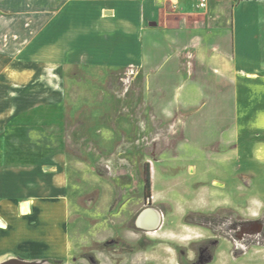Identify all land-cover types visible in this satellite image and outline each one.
Wrapping results in <instances>:
<instances>
[{"label":"rangeland","instance_id":"rangeland-1","mask_svg":"<svg viewBox=\"0 0 264 264\" xmlns=\"http://www.w3.org/2000/svg\"><path fill=\"white\" fill-rule=\"evenodd\" d=\"M63 1L0 6V135L8 120L29 128L14 135L17 155L0 154V168L61 152L66 174L55 257L32 249L22 258L0 244V262L264 264V87L247 91L230 122H185L195 107L165 104L174 91L157 89L147 59L93 63L83 36L59 37L78 12ZM184 128L202 131L183 137ZM148 208L160 212L153 229L136 223ZM0 219V229L10 226Z\"/></svg>","mask_w":264,"mask_h":264},{"label":"crops","instance_id":"crops-1","mask_svg":"<svg viewBox=\"0 0 264 264\" xmlns=\"http://www.w3.org/2000/svg\"><path fill=\"white\" fill-rule=\"evenodd\" d=\"M16 1L18 6L23 3ZM5 5L14 7L11 0H3L0 6ZM95 5L102 9L98 22L91 21ZM196 5L197 0H64L62 8L78 12L72 20L65 18L68 28L59 37L83 36L82 52L93 63L97 58L111 66L121 65L124 58L133 63L147 59L157 89L174 91L165 104L195 107L183 117L185 122H230L238 116L239 101L249 98L247 91L264 87V0H208L205 8ZM67 45L66 51L71 50ZM18 74L25 77L27 72ZM24 77L20 83L28 82ZM26 130L24 123L17 126L8 120L0 135L5 142L0 154L17 155L20 137L14 135ZM201 131L184 128L182 135L194 138ZM12 161L0 168V218L10 222L0 229V244L22 258L32 256V249L41 257L54 258L51 250L58 244L66 191L62 153L34 163ZM153 184L152 178V188ZM22 202L29 204L25 215L20 212Z\"/></svg>","mask_w":264,"mask_h":264},{"label":"bare ground","instance_id":"bare-ground-1","mask_svg":"<svg viewBox=\"0 0 264 264\" xmlns=\"http://www.w3.org/2000/svg\"><path fill=\"white\" fill-rule=\"evenodd\" d=\"M20 206H23V213H25V211H29V204L28 202H22ZM29 213V212H28ZM160 223V218H158L157 215H151L150 219H148L147 217L140 216L139 218V225L142 227H145L146 229H153L155 227H157ZM0 226H4V222L0 219ZM58 242H60L58 240Z\"/></svg>","mask_w":264,"mask_h":264},{"label":"water","instance_id":"water-1","mask_svg":"<svg viewBox=\"0 0 264 264\" xmlns=\"http://www.w3.org/2000/svg\"><path fill=\"white\" fill-rule=\"evenodd\" d=\"M159 214H160V212L157 209H155V208H148L146 211L141 212L137 216L136 223L139 225V218H140V216H143L144 215L145 217H147L148 219H150L151 215H157L158 218H160V215ZM0 264H37V263L24 261V260L18 259V258H9L7 260H4V261L0 262Z\"/></svg>","mask_w":264,"mask_h":264},{"label":"trees","instance_id":"trees-1","mask_svg":"<svg viewBox=\"0 0 264 264\" xmlns=\"http://www.w3.org/2000/svg\"><path fill=\"white\" fill-rule=\"evenodd\" d=\"M144 198L148 199L150 197V188H151V179H150V171H149V166L148 164L145 165L144 168ZM55 262H59L60 260L54 259Z\"/></svg>","mask_w":264,"mask_h":264},{"label":"built area","instance_id":"built-area-1","mask_svg":"<svg viewBox=\"0 0 264 264\" xmlns=\"http://www.w3.org/2000/svg\"><path fill=\"white\" fill-rule=\"evenodd\" d=\"M208 0H197V7L198 8H205L207 5Z\"/></svg>","mask_w":264,"mask_h":264},{"label":"flooded vegetation","instance_id":"flooded-vegetation-1","mask_svg":"<svg viewBox=\"0 0 264 264\" xmlns=\"http://www.w3.org/2000/svg\"><path fill=\"white\" fill-rule=\"evenodd\" d=\"M60 242H61V241H60ZM60 242H58V243H60ZM63 246H65V244H63ZM51 252H53V253L56 254V251H55V250H52Z\"/></svg>","mask_w":264,"mask_h":264}]
</instances>
